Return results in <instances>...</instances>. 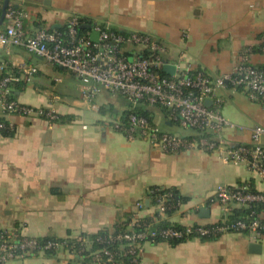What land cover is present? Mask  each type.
I'll use <instances>...</instances> for the list:
<instances>
[{
  "label": "crops",
  "instance_id": "crops-1",
  "mask_svg": "<svg viewBox=\"0 0 264 264\" xmlns=\"http://www.w3.org/2000/svg\"><path fill=\"white\" fill-rule=\"evenodd\" d=\"M5 0H0V5ZM49 27L64 25L75 15L86 22L123 32L149 34L161 45L163 59L180 69H203L212 76L229 73L242 49L257 48L264 39V0H7ZM0 57L12 65L38 67L32 83L17 89L28 105L54 109L55 121L13 115V130L0 134V227H19L30 236L65 238L113 230L116 213H153L147 190L159 186L177 193L179 206L165 219L180 225L218 220L219 207L208 204L217 184L249 181L264 191V181L244 164L224 163L199 150L165 154L143 140H128L112 120L128 109L126 99L101 91L89 102L79 97L78 81L68 71L45 63L21 47ZM250 62L264 67V53ZM59 80L56 81L55 79ZM223 116L243 126L225 129L229 142L249 143L250 128L264 129V100H251L240 89H219ZM151 120L165 132L192 135L169 120L160 107ZM264 144V134L262 136ZM141 202V207L136 205ZM209 208L202 217L201 208ZM250 243L260 246L249 250ZM0 264H82L58 251ZM140 264H264V235L256 240L228 232L214 240L190 239L170 245L146 242Z\"/></svg>",
  "mask_w": 264,
  "mask_h": 264
},
{
  "label": "built area",
  "instance_id": "built-area-1",
  "mask_svg": "<svg viewBox=\"0 0 264 264\" xmlns=\"http://www.w3.org/2000/svg\"><path fill=\"white\" fill-rule=\"evenodd\" d=\"M2 9L3 5H0V52L9 55L12 47H21L45 63L68 71L78 81L79 97L84 102H89L101 91L119 94L126 99L128 110L138 105L145 109L160 107L166 111L169 120L193 131L188 136L168 133L146 115L129 112L125 121L120 115L112 120V127L126 139L143 140L165 154L193 150L215 154L224 163L244 164L264 181V144L261 140L264 129L259 125L251 127L249 143L234 144L223 135L227 128L242 130L243 126L223 116L224 98L219 89H240L251 100H264V68L250 62L251 48L242 49L238 62L229 73L212 76L203 69L183 70L178 66L173 73H166L163 66L168 63L161 55L163 48L149 34L123 32L90 22V27L84 28L88 22L75 15L68 17L63 29L54 28L44 25L38 17L31 16L13 3L7 2L3 13ZM258 48L264 53V39ZM37 72L35 64L12 65L0 57V134L13 130L9 120L13 115L46 121L58 119L54 109L24 104L15 95L17 86L30 85ZM147 193L154 197L155 222L180 204L168 188L154 186L148 188ZM209 203L219 207V218L212 223L136 231L133 229L134 219L122 232L113 234L108 231L104 238H96V241H125L126 244L117 249L101 247L92 250L90 263L124 264L123 259L127 258L129 264H140L144 244L152 242L156 236L168 240L192 234V238L198 239L238 232L251 235L256 240L264 235V191L252 189L249 181L233 186L217 184L208 198ZM141 204L136 203L138 207ZM235 209H243V213L232 217ZM72 238L80 241L79 251L89 249L92 243L81 234ZM66 244L64 239L42 240L41 237L27 235L19 227H0V263L26 258L31 250L40 254L53 249L73 255Z\"/></svg>",
  "mask_w": 264,
  "mask_h": 264
},
{
  "label": "trees",
  "instance_id": "trees-1",
  "mask_svg": "<svg viewBox=\"0 0 264 264\" xmlns=\"http://www.w3.org/2000/svg\"><path fill=\"white\" fill-rule=\"evenodd\" d=\"M60 29H63V26H60ZM80 30H84V29L81 28ZM253 51L254 52H261L258 47L257 48H252V52ZM259 68H264V67H259ZM19 88H20V86H17L18 90H19ZM129 112H136V113L144 114L147 117H149V119H151L149 109H145L143 106H140V105H138V106H136V107H134L132 109H129V110L127 109L126 111H123L120 114V118L123 121H125L126 116L128 115ZM249 185H250V187L252 189L254 188L251 182H249ZM168 189L171 190L174 193V195H175L174 198L176 200H179L177 198L176 191H174L171 188H168ZM147 196H148V198L150 200V203L154 204L153 195L150 194V193H147ZM259 206L260 205L257 204V207H259ZM171 211H173V210L167 211V214H169ZM242 213H243V209L242 210L241 209H235V210H233L232 217H237V216H239ZM155 216H157V211L156 210L153 213L145 215V216H141V217L140 216H136V222H135V225L133 226V229L136 230V231H141V230L147 229V228L151 229V230H158V229L169 227V226H174V227H177V228L182 227V225H180V224L168 221L167 219H165V217H160L159 220L155 222V221H153V218ZM132 217H133L132 214H125V213L117 212L116 213V217H115V223H114L113 230H112L113 234H116V233L124 231V229L126 228L128 222L131 221L130 219ZM147 224H149V226H147ZM107 234H108V230L104 229V228H102V229H100L97 232L92 233V234H84V233H82L81 235L83 237H85L86 239L92 241V243L89 245V249L84 250V251H79V249H80V241H77L76 239H73L71 236H68V237H65V238H58V237H55V236H46V237H41V239L42 240H48V239L61 240V239H64L66 241V243H67L66 245L69 248V250L73 251L74 259L79 260L82 264H91L90 263L89 253L92 250L99 249L101 247H106L108 249H117V248H119L120 245L126 244L125 241H116V242H109V243H98L96 241V238H99V237H103L104 238ZM219 236L220 235L212 234V235H209V236L199 237L198 239L201 240V241H207V240H214V239L218 238ZM190 239H194V238H192V234H190L188 237L177 238V239H168V240H162L160 237L156 236L153 239V241L150 242V243H158V242H161V241H166L170 245L174 246L176 244L185 242V241L190 240ZM30 252H32V253H29V256L37 254V251H34V250H31ZM44 253L45 254H54L55 250L48 249V250H45ZM123 262H124V264H129L127 258H124Z\"/></svg>",
  "mask_w": 264,
  "mask_h": 264
},
{
  "label": "water",
  "instance_id": "water-1",
  "mask_svg": "<svg viewBox=\"0 0 264 264\" xmlns=\"http://www.w3.org/2000/svg\"><path fill=\"white\" fill-rule=\"evenodd\" d=\"M6 4H7V0L4 1L2 13L4 12V8H5ZM83 27L84 28H89L90 27V23H87V24L83 25ZM94 36L95 35H93V37ZM174 69H175V66L171 65V64H166V65L163 66V71L166 72V73H173ZM206 103L210 105V101H207ZM201 213H202L201 214L202 217H207L209 215V208L202 207L201 208ZM259 246L260 245L258 243H250L249 250L252 251V252H256V250H258Z\"/></svg>",
  "mask_w": 264,
  "mask_h": 264
}]
</instances>
